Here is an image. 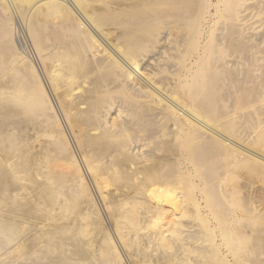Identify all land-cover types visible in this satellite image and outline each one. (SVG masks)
Instances as JSON below:
<instances>
[{
    "label": "bare ground",
    "instance_id": "1",
    "mask_svg": "<svg viewBox=\"0 0 264 264\" xmlns=\"http://www.w3.org/2000/svg\"><path fill=\"white\" fill-rule=\"evenodd\" d=\"M263 13L0 0V264H130L121 245L134 264L151 245L263 258Z\"/></svg>",
    "mask_w": 264,
    "mask_h": 264
},
{
    "label": "rangeland",
    "instance_id": "2",
    "mask_svg": "<svg viewBox=\"0 0 264 264\" xmlns=\"http://www.w3.org/2000/svg\"><path fill=\"white\" fill-rule=\"evenodd\" d=\"M261 15H264V13L261 14ZM17 40H18L17 43H19L18 44L19 47L21 46V48H22V47H24V45L27 46V43H26L27 40H26V38H24V37H22V39L17 38ZM28 51L31 53L30 49ZM4 55L7 56V53H4ZM0 56H2L1 53H0ZM0 65H2V64H0ZM0 69H1V66H0ZM2 105H4V104H2ZM2 105H1L2 108L0 107V122L1 123H3V121H2L3 116H5L7 114V112H8V110H9V107H7L5 105L2 106ZM4 120H6V119H4ZM7 122H8V120H6L4 123L6 124ZM7 124H9V123H7ZM19 136H20V138H18V140H19V142H21L23 135H19ZM193 192H195V193L198 194L197 191H193ZM193 195H194V193H193ZM257 198L262 199V197H259V196ZM185 199L187 201H189V200L191 201L193 199V196L191 197L189 195ZM44 204H46L45 201H44ZM45 206L46 205H44L43 207H45ZM71 207L75 210L74 203L71 204ZM73 209H72V212H73ZM65 213H66V215H68L70 212L67 211ZM105 218H107L106 215H105ZM106 220L108 222V225L111 226V223H110L111 221L109 222V219L108 218ZM140 232H141V234H143V231H140ZM164 245L165 244H163V247H164ZM94 246L86 245V247L84 246L85 248L82 247L78 251L75 250L74 253L72 252L73 254H71L72 255L71 258H73L72 260H75V259H78L79 257H81V258L86 259L85 261H88L90 259V255H89L90 254V251L93 250V249H95ZM91 247H93V248H91ZM132 247L131 246H128V245H124V246L121 245V249L123 250V254H124L125 258L127 259V261L130 264H134V262H135L134 257H133L134 256L133 254L135 252L137 253V251L139 252V250H140V246L137 247V245L136 246H133L132 245ZM154 247L151 245L150 246V250L147 252L150 255V259H149L150 261L148 260L147 264H229L228 262L225 263V262L219 261L217 255L215 253H213V251L212 252L210 251L211 253L209 252V253H206V254H202L199 251L195 250V246H188V249L187 250H189V251L186 250V252L184 253V255L183 254L182 255H179V256H173L172 255V256H167V257L166 256L165 257L164 256H158V254H160L159 251H161V248L157 246L154 249ZM190 247H192V248H190ZM262 247H264V240H262L261 242H258V245H257V248L258 249H262ZM89 248H91V249H89ZM86 250H87V252H86ZM84 252H86L85 255H84ZM151 256L153 258H151ZM181 257H183V258H181ZM258 259L256 261L255 260V257H254V260L257 262L255 264H263L264 263V256H263V258H260L259 257ZM230 264H238V263L233 262V263H230ZM239 264H248V261L247 260H244L242 262H239Z\"/></svg>",
    "mask_w": 264,
    "mask_h": 264
}]
</instances>
